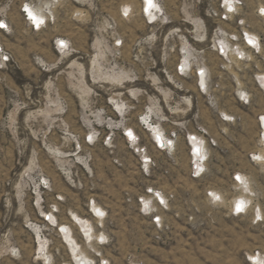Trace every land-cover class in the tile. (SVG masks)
<instances>
[{
  "label": "rangeland",
  "instance_id": "obj_1",
  "mask_svg": "<svg viewBox=\"0 0 264 264\" xmlns=\"http://www.w3.org/2000/svg\"><path fill=\"white\" fill-rule=\"evenodd\" d=\"M214 1L159 0L166 19L146 25L140 0H62L56 23L32 32L21 0H0L12 23L0 43L13 56L0 68V264H79L70 234L86 264H264V161L250 157L264 153V18L255 13L264 0H243L241 14L220 26L259 40L237 63L214 51L216 26H199ZM123 7L134 9L128 20ZM59 35L71 42L67 53L54 48ZM199 67L210 80L205 94ZM155 126L176 133L175 151L156 149ZM194 131L206 132L201 178L190 172ZM235 173L250 194L236 190ZM151 185L171 199L164 232L136 206ZM240 193L252 206L235 217L228 204Z\"/></svg>",
  "mask_w": 264,
  "mask_h": 264
},
{
  "label": "built area",
  "instance_id": "obj_2",
  "mask_svg": "<svg viewBox=\"0 0 264 264\" xmlns=\"http://www.w3.org/2000/svg\"><path fill=\"white\" fill-rule=\"evenodd\" d=\"M140 3L141 15L146 25H156L158 22L163 23L164 19H166L159 0H140ZM61 6L62 0H21L18 8L25 25L29 28V30L32 32H41L56 23L58 10ZM243 7V0H215L212 5L210 4L208 8H206L205 18L198 20L200 23L199 26H216L214 28V51H216L223 59L233 63L245 62L249 58V54L256 51L259 46V40L247 30L243 32V35L240 36V38L234 39L223 31L222 28H220V26H223L225 22L238 17L242 12ZM120 13L122 19L128 20L133 16L134 9L123 7ZM255 13L257 17L264 18V5L258 6L255 9ZM33 16L36 17L37 21H42L39 23V26H37V22L31 18ZM0 24L5 25V27H0V32H8L10 26H12L10 20V5L0 8ZM241 26H249V24L242 23ZM200 32L201 30H199V33ZM121 45V42L116 44L117 47H120ZM54 48L59 54L67 53L71 48V42L67 37L59 35L54 39ZM12 59L13 56L11 52L7 50L2 43H0V68L5 67L12 61ZM185 70L186 67L179 64L177 68L178 73L183 74ZM196 72L199 77L198 84L205 94L206 92L204 90L210 88L209 77L208 86V83L205 82L207 74L204 69L197 68ZM237 96L240 101H243L246 104L250 103V97L245 92L240 91ZM149 121L151 122L150 116ZM258 123L263 129L260 133V138L264 146V115L258 116ZM150 126L152 127L153 123ZM161 129L162 132L160 134L158 126L151 129L156 149L161 151H175L178 136L175 132L167 134L163 128ZM205 135L206 132L204 131H194L187 134V141L190 144V153L192 155L190 172L194 178H201L207 169L208 154L205 151ZM124 136L127 137L130 143H136L138 141V137L132 134L130 129H127L124 132ZM195 142L199 143L198 145H200V147L196 148L194 146ZM136 153H138L141 159L142 166H148L152 163V158L148 155V152L144 148H136ZM250 157L253 163H258L256 161L257 157L253 154ZM241 175L244 176L245 174L235 173L233 175L234 187L236 190L248 191V189L244 187L243 177ZM246 185H249L248 182ZM247 194H250L249 191ZM247 194L240 193L233 197V199L229 202V212L232 216L239 217L249 212L250 207L252 206V199L250 200V196ZM239 196H244L245 198L241 204H237L235 202V198L240 201L241 197ZM208 197L215 203L224 202V197L214 191H209ZM135 202L139 213L149 219L150 224L156 232H164L165 228L168 227L166 212L170 210V197L160 187L151 185L136 195ZM238 206L241 209L239 211L237 210ZM92 214L94 216L98 215L94 211H92ZM51 219H53L52 213L46 214L45 220L49 221ZM98 241L102 242V238H99Z\"/></svg>",
  "mask_w": 264,
  "mask_h": 264
},
{
  "label": "bare ground",
  "instance_id": "obj_3",
  "mask_svg": "<svg viewBox=\"0 0 264 264\" xmlns=\"http://www.w3.org/2000/svg\"><path fill=\"white\" fill-rule=\"evenodd\" d=\"M249 57H250V54H249ZM183 63H184V65H185V67H187L186 65H187V62L183 59ZM199 69H203V68H200L199 67ZM196 75H197V72H196ZM197 77H198V75H197ZM262 79H264V77L262 78ZM198 80H199V77H198ZM264 81V80H263ZM263 81H261V83L263 84ZM205 82L207 83V80H206V78H205ZM260 83V82H259ZM262 128H261V132H262ZM131 131V133L132 134H134V132L132 131V130H130ZM161 132H159V134H160ZM135 135V134H134ZM199 143H197V142H195L194 143V146L197 148V147H200V145H198ZM255 157H257L256 159H259V161H261V162H263L264 161V153H260V155L258 154V155H256ZM261 158H263V160H261ZM242 177H243V175H241ZM243 184H244V187L246 188V187H248L246 184H247V180L243 177ZM239 197H241V199H240V201L239 200H237L236 198H235V202L237 203V204H241L242 202H243V200H245V198H244V196H239ZM98 209V211H99V213L100 214H103V210H102V208L101 209H99V208H94V210H97ZM95 217H97V216H95ZM75 218H77V219H80L79 220V222H81L82 221V219L81 218H79L77 215H75ZM99 218V217H98ZM88 227H89V229H91V227H90V225L88 224ZM64 229L67 231V229H68V227L67 226H64ZM69 230V229H68ZM92 230V229H91ZM70 233H71V231H70ZM70 236V238H71V241L70 242H72V244H73V252H75V254H74V256H75V259L76 260H78V262H79V264H86L85 263V259H87V261H90V258L87 256V255H85L84 253H82V252H76V248H74V247H77V243H76V241L74 242V238L71 236V234L69 235ZM96 237L97 238V240L99 239V237H101V236H99V235H94L93 233H91L90 235H89V237L88 238H92V237ZM99 236V237H98ZM73 238V239H72ZM102 239H104L103 237H101ZM99 242V241H98ZM99 243H101V242H99ZM82 255H84V257L82 256ZM77 257V258H76Z\"/></svg>",
  "mask_w": 264,
  "mask_h": 264
},
{
  "label": "snow or ice",
  "instance_id": "obj_4",
  "mask_svg": "<svg viewBox=\"0 0 264 264\" xmlns=\"http://www.w3.org/2000/svg\"><path fill=\"white\" fill-rule=\"evenodd\" d=\"M31 18H32L35 22H37V26H39V23L42 22V21H37V20H36V17H34V16L31 17ZM0 27H5V25L0 24ZM238 179H239V178H238ZM237 210H238V211L241 210L239 206H238Z\"/></svg>",
  "mask_w": 264,
  "mask_h": 264
}]
</instances>
